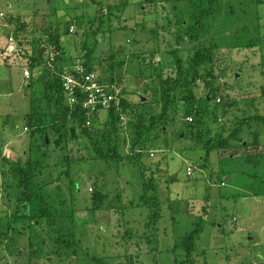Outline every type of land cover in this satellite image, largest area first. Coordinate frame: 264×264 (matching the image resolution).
<instances>
[{
  "label": "rangeland",
  "instance_id": "1",
  "mask_svg": "<svg viewBox=\"0 0 264 264\" xmlns=\"http://www.w3.org/2000/svg\"><path fill=\"white\" fill-rule=\"evenodd\" d=\"M192 12L189 0H0V264H264V0H221L195 40L185 35ZM14 16L22 19L10 24ZM57 34L68 65L87 60L86 44L97 43L91 62L102 79L113 76L120 109L125 97L135 105L150 100L159 110L160 78L175 76V50L219 44L216 104L205 101L214 94L206 75L193 85L192 98L186 88L174 90L167 117L137 144L132 115L121 111L116 125L101 111L93 124L107 157L97 155L77 123L51 131L44 143L27 118L41 86L35 80L29 86V55L18 48L21 40L34 52L46 46L45 73L53 76ZM41 69L36 65L34 74ZM242 120L249 121L239 139L207 158L208 138L230 135ZM62 132L68 141L61 146ZM256 138L260 151L242 146ZM4 158L37 165L36 182L51 204L74 216V229L70 221L65 232L75 243L70 248L49 254L48 238L31 251L30 236L17 231L23 221L14 218L15 178ZM145 178L158 207L142 202ZM7 180L11 201L3 198ZM198 224L186 258L183 239Z\"/></svg>",
  "mask_w": 264,
  "mask_h": 264
},
{
  "label": "trees",
  "instance_id": "2",
  "mask_svg": "<svg viewBox=\"0 0 264 264\" xmlns=\"http://www.w3.org/2000/svg\"><path fill=\"white\" fill-rule=\"evenodd\" d=\"M143 1L144 3L150 4L158 2V0ZM220 1L221 0H189V2L193 5V12L191 14L192 21L188 23L185 35H188L191 40H195L198 39L202 32H206V19L214 15L218 11L220 7ZM111 13L112 10H110V14ZM13 19L14 21L18 19L19 22V20H21L22 18H20V16L12 17L10 18V24H12ZM71 25L72 24L70 23L68 25V28ZM21 34V30L16 31L17 36L20 37ZM61 37V34H57L54 39L55 54L51 57V59L53 58L51 62H54H52V64H54L57 70L55 74L53 76L51 75L50 77H48V73L51 72L47 71V74L45 73V63L43 61L44 51L41 52L43 49V45H41L39 49L34 52L31 48H28L27 45L21 40V47H19L20 52H25V54L29 55L28 58L24 59V62L29 66L31 71V76L28 79V81L30 82L29 86H33L34 88V80L37 81L41 86L35 88L36 91L37 89L40 90L32 97L31 111L27 114V118L31 124L37 126L39 133H41V135H44V143L46 136L48 139H51V131H60L62 128H66L69 123H71L70 125L74 129L77 123V125L83 130L82 132L90 137L91 142H93L94 144L93 149L95 150L97 155L100 158L107 157V154L110 150H104L101 146L100 141L98 140V127L95 128L93 124L101 119V111H106L108 123L111 122L115 123L116 125L118 124V121L120 119L121 111L127 112L132 115L136 119L131 124L137 130V139L135 141V143L137 144L142 140L145 132H151L160 121H163L167 117L170 104L174 100L173 91L177 88H186L190 92L189 94H187L188 97L192 98L194 97V95L192 94L193 85L200 77H203L206 81L208 79L206 75L212 78L209 84L211 85V90L214 94L206 95L205 101L207 104H216L214 102H216L218 87L214 88V83L217 80L215 68L216 59L218 57V52L221 49V46L219 44L213 43L207 47H198L193 50H188L186 54H179V49L175 50L174 54L177 58L175 76L169 74L166 78H164L163 76L160 78V82L162 84V104L159 110H156V108L153 107V104L150 100H147L144 103H136L137 105H135L131 104L127 100V98L124 97L121 101V109L118 108V105H116V103H113V105H111L108 109L101 108L90 117L87 113V110L82 106L81 100L80 103L71 104L68 102V99L65 95L63 76L67 72H73V70L72 68L70 69V67H65L64 65V51L61 46ZM250 45L253 47L254 45H256V43H251ZM96 46L97 43H95L93 46H89L86 44V47L88 48V51L86 52L87 60H83L81 63L84 64L88 71L95 70L93 63L91 62V58L95 53ZM36 59H39V62H37V64H35ZM36 65L42 68L37 75H35L33 71ZM113 81V76H108V78L104 80V82L109 84H111ZM154 91L157 93V89H155ZM88 120L90 121V124H88ZM248 121L249 120H242L240 122V125L236 127L228 136H222L220 134L214 137L210 136L206 141L205 148L207 151V158L214 150H221L229 147L231 140H238L240 137V133L243 131L245 123H247ZM25 129L28 128L25 127ZM61 134L62 135L57 138L56 141L58 145L62 146L63 142H67L68 140L66 141L67 136L65 134L63 135V132ZM253 145H256L259 150L260 144L257 138L254 144H250V142L246 140L242 141V146L246 147L247 149H250ZM70 147L67 150V154H65L64 156L66 160H69V156L71 155L69 152ZM258 154L257 156L260 155ZM110 156L115 158L117 157L115 153H113L112 155L110 154ZM3 161L10 164L12 175L15 178L13 188L15 192L14 200L17 202L16 207L18 208V215L14 216V218L16 220L18 219L19 221H23V226L17 231L22 235L27 236L28 234V236H30L29 245H31V251L34 249V242L36 243L37 241V244L45 243V241H48V238L52 239L53 241H51V243L54 244L53 248L50 247V249L48 250L49 254L53 252L59 255V249H61L62 247L70 248L73 244H75L74 240L69 238L67 233H65L66 230H70L67 227V224L70 221L71 223L69 225L72 226V230L74 229V216L72 215V213L67 214V212L65 211L59 212L51 204L49 197L45 193L43 187L36 182L35 169L37 165H33L31 163L29 165H25L20 162L9 160L8 158H4ZM66 172L69 173V170L67 169ZM151 187L152 184L148 181V179L145 178L143 181V193L141 195L142 202L145 204H149L151 207H158L157 195H154V193L152 194L150 192ZM12 192L13 191H11L10 182L7 180L3 198L8 197L9 201L13 200L11 199ZM19 207H23L25 210H28V214H22V211ZM28 218L33 222H29V220H26ZM37 223L39 224L37 225ZM27 227L31 228L30 233L27 231ZM198 228L199 224L197 225L196 229H194V231L187 234L183 239L186 249H184L186 252V258L187 254L192 253V250L194 249V243L196 240ZM68 234H70V232H68ZM76 254V250L74 249V252L72 254H68L67 258L71 259ZM95 259L99 260V258L96 257ZM180 263L184 264L186 262L181 261ZM6 264H9V262H7ZM28 264H32V262L30 261Z\"/></svg>",
  "mask_w": 264,
  "mask_h": 264
},
{
  "label": "built area",
  "instance_id": "3",
  "mask_svg": "<svg viewBox=\"0 0 264 264\" xmlns=\"http://www.w3.org/2000/svg\"><path fill=\"white\" fill-rule=\"evenodd\" d=\"M74 28L71 26V30ZM9 41L14 42L16 39L10 35ZM72 70L73 72H67L63 76L65 95L71 104L80 103L81 100L82 106L90 117L101 108L108 109L119 100L117 89L112 84L104 82L97 71H88L81 62L77 63ZM24 75L29 78L31 76L30 69H26ZM88 124H90L89 120Z\"/></svg>",
  "mask_w": 264,
  "mask_h": 264
},
{
  "label": "crops",
  "instance_id": "4",
  "mask_svg": "<svg viewBox=\"0 0 264 264\" xmlns=\"http://www.w3.org/2000/svg\"><path fill=\"white\" fill-rule=\"evenodd\" d=\"M2 15H3V14H2ZM68 24H69V23H68ZM72 26H73V25H72ZM43 47H44V46H43ZM45 47H46V46H45ZM12 48H13V45L11 46V49H12ZM46 49H47V47H46ZM43 51H44V50L42 49V52H43ZM76 64H77V63H76ZM76 64H75V65H76ZM64 65H65L66 67H70V69L73 68V67H75V65H72V64H71L72 66H71V65H68V64H64ZM95 71H96V70H95ZM98 73H99V72H98ZM24 77H25V75H24ZM25 78H26V79H29V78H27V77H25Z\"/></svg>",
  "mask_w": 264,
  "mask_h": 264
},
{
  "label": "water",
  "instance_id": "5",
  "mask_svg": "<svg viewBox=\"0 0 264 264\" xmlns=\"http://www.w3.org/2000/svg\"><path fill=\"white\" fill-rule=\"evenodd\" d=\"M45 49H46V47L44 46V47H43V50H45ZM141 97H142V99H144V100L146 99V96H141ZM6 263H7V262L5 261V264H6Z\"/></svg>",
  "mask_w": 264,
  "mask_h": 264
}]
</instances>
